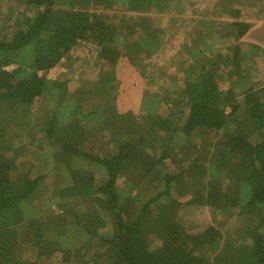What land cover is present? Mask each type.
I'll list each match as a JSON object with an SVG mask.
<instances>
[{"label": "trees", "instance_id": "1", "mask_svg": "<svg viewBox=\"0 0 264 264\" xmlns=\"http://www.w3.org/2000/svg\"><path fill=\"white\" fill-rule=\"evenodd\" d=\"M167 1L0 0V264H264V46L240 42L264 0H200L181 36L150 23ZM80 43L96 82L48 78Z\"/></svg>", "mask_w": 264, "mask_h": 264}, {"label": "rangeland", "instance_id": "2", "mask_svg": "<svg viewBox=\"0 0 264 264\" xmlns=\"http://www.w3.org/2000/svg\"><path fill=\"white\" fill-rule=\"evenodd\" d=\"M199 3H200V0H168L167 2H163L162 5L159 6V9L164 10L163 13H156L155 15H152L150 23L156 25L160 23L161 19H164L166 21V22H163V24H168L174 21L173 22L174 24L179 25V35L181 36L184 30L183 21L187 20V18L191 16H196V17L199 16V10H197ZM188 6H191V7L188 8ZM181 8L183 9V11H186V13H183V14L179 13L181 11ZM174 19H179V20H174ZM247 22H253L254 25L251 27L249 34H247V36H245L244 38L240 40L241 44L246 45V46L243 45V48L244 49L247 48L249 44L256 45L257 46L256 48L264 46V43L260 41L261 38L264 39L263 37L264 17L260 18L258 15L257 19H248ZM218 28L221 29L222 27H218ZM257 36L260 37L259 41L257 39ZM209 44H210L209 51H211V53L217 52L220 49H224V41H221V39H219L218 37H216V40H211V43ZM228 44H231V43H228ZM170 48L173 49L172 46ZM164 53L166 55L168 54V52H165V51ZM122 61L123 60L120 59L115 64H113V67L116 73L115 77L120 81V87L122 88L121 89L122 94L133 93L134 90L131 87L132 81H135V79L138 78V75L134 73L135 72L134 69L126 61V59L124 60L126 64H123ZM259 61L261 64L259 65V68H260V73L258 76L259 82L256 84V86L264 85V55L260 57ZM105 68L107 69V65L106 63L103 64L102 60L99 58V52L94 50L89 45L80 43L62 61L60 66L56 67L55 69L47 73V77L52 78V79H57L59 81L69 80L70 81L69 85L72 88H76L79 85L77 83L80 82V78H83L88 82V86H90V83L93 84L96 82V79H98L100 73H102ZM256 75H258V73ZM137 82H138V86L140 87L142 83L139 82L138 80ZM139 87H137L136 90L139 89ZM146 91L148 93L152 92L150 87H146ZM148 93H146L145 95L149 98L150 95ZM153 96L157 97L155 100V106L157 104L156 107H158L160 104H163L168 98L166 96V93L164 92H160L159 95L154 94ZM127 97L128 96L126 95L125 99H127ZM140 97L141 96H138L137 98H135L137 107H135V104L132 106V103H131L132 100L130 99L128 100L123 99L122 101H125V102H122L121 106L118 107V114L122 115V117H119V123L123 127V129H125L126 134L131 139V141H135L138 137L139 127H140L139 123L143 116L142 111L138 109ZM127 112L132 114V118L130 116L123 117V115L126 114ZM222 148H224V146L218 147L219 150ZM194 218L199 223H203L207 219L208 220L210 219L208 213H205L204 215L202 214L196 215Z\"/></svg>", "mask_w": 264, "mask_h": 264}, {"label": "crops", "instance_id": "3", "mask_svg": "<svg viewBox=\"0 0 264 264\" xmlns=\"http://www.w3.org/2000/svg\"><path fill=\"white\" fill-rule=\"evenodd\" d=\"M137 87H139L138 85H137ZM136 87V88H137ZM142 89H143V87H142V84L140 85V87H139V89H135V91H134V96L137 98L138 96H139V94H140V96H141V93H142ZM119 106V105H118ZM135 107H137V105L135 104Z\"/></svg>", "mask_w": 264, "mask_h": 264}]
</instances>
